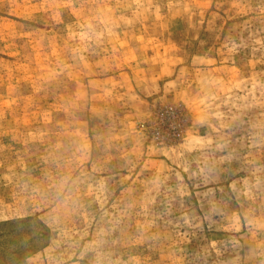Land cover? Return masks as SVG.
I'll return each instance as SVG.
<instances>
[{"label":"rangeland","instance_id":"rangeland-1","mask_svg":"<svg viewBox=\"0 0 264 264\" xmlns=\"http://www.w3.org/2000/svg\"><path fill=\"white\" fill-rule=\"evenodd\" d=\"M0 264H264V0H0Z\"/></svg>","mask_w":264,"mask_h":264}]
</instances>
